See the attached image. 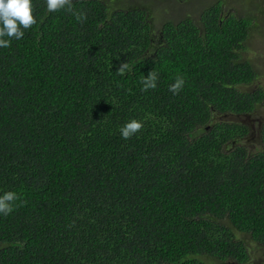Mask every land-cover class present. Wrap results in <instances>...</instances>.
Returning <instances> with one entry per match:
<instances>
[{"label": "trees", "instance_id": "16d2710c", "mask_svg": "<svg viewBox=\"0 0 264 264\" xmlns=\"http://www.w3.org/2000/svg\"><path fill=\"white\" fill-rule=\"evenodd\" d=\"M148 1L33 0L37 23L0 48V193L20 196L0 215V264H249L252 243L264 256V121L250 152L247 124L214 119L264 102L242 55L264 7L211 0L158 25ZM130 119L144 127L126 140Z\"/></svg>", "mask_w": 264, "mask_h": 264}, {"label": "rangeland", "instance_id": "374dc122", "mask_svg": "<svg viewBox=\"0 0 264 264\" xmlns=\"http://www.w3.org/2000/svg\"><path fill=\"white\" fill-rule=\"evenodd\" d=\"M127 6L137 4L138 0H127ZM143 1V0H141ZM211 0H149L148 5L154 9L153 17H155V23L159 25L160 21L164 17H181L190 16L192 19L199 17V9L206 8ZM257 1V2H256ZM146 2V0H145ZM220 4H224L222 9L223 12L232 10V7L236 6V12L242 13L244 2L249 4V7L253 9L255 16L257 17L256 5L264 7L263 0H218ZM227 3V4H225ZM256 5H255V4ZM229 4V5H228ZM231 5V6H230ZM152 13V12H151ZM261 22V18L258 20ZM156 25V26H158ZM243 57L250 60L256 70L259 72L258 79L252 84L244 86V89H253L258 86L264 89V22L253 25L251 29V35L247 39L246 50L242 53ZM215 120H224L230 122H243L249 126V133L247 136L242 138V144H244L250 151L259 145L260 136L258 133L259 124L264 121V102L257 105V109L254 113H247L243 115H237L232 112L216 114ZM251 254V260L249 264H264V256L262 255V249L259 245L252 243L249 247Z\"/></svg>", "mask_w": 264, "mask_h": 264}, {"label": "clouds", "instance_id": "9594fccd", "mask_svg": "<svg viewBox=\"0 0 264 264\" xmlns=\"http://www.w3.org/2000/svg\"><path fill=\"white\" fill-rule=\"evenodd\" d=\"M65 8L72 11V0H46V9L49 13ZM74 15L81 22L87 19L83 12H74ZM36 23L33 0H0V48H9L13 39L22 40L25 32ZM126 67L124 65L121 70ZM158 79L159 74L157 72H149L142 80L143 90L155 89ZM184 85V77L178 75L174 82L169 85V91L178 94ZM143 127L142 121L130 119L119 129V132L127 140L139 133ZM248 151L250 150L248 149ZM19 199L20 196L16 191L9 190L0 193V215L11 214L16 207L15 202Z\"/></svg>", "mask_w": 264, "mask_h": 264}]
</instances>
